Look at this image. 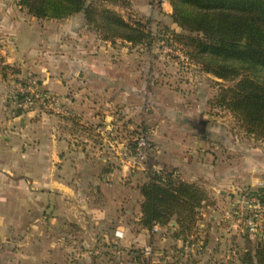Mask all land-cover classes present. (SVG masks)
<instances>
[{
	"label": "crops",
	"instance_id": "crops-1",
	"mask_svg": "<svg viewBox=\"0 0 264 264\" xmlns=\"http://www.w3.org/2000/svg\"><path fill=\"white\" fill-rule=\"evenodd\" d=\"M143 1L138 10L144 14L152 5L150 0ZM167 4L165 12L172 13V6ZM116 8L126 12L121 6ZM2 13L0 8V18ZM22 34L11 36V41L20 38L25 50L32 41ZM96 40L90 47L99 54V63L84 55L86 49L77 61L58 56L53 72L28 71L13 65L15 57L3 59L16 68V73L37 74L48 89L65 98L72 111L67 115L31 111L15 116L8 101L7 77H0V264H22L24 257L34 264L40 258L55 259L60 254L99 257V264H115L117 256L134 257L136 250L155 244L166 250L153 257V263H169L183 244V239L172 236L176 221L170 223L172 230L157 227L150 231L140 224L143 196L139 187L148 180L150 170H176L183 178L202 184L214 197L215 203L207 205L213 212L219 211L218 194L229 197L240 186L253 187L264 176L262 148L242 143L238 149L243 150L234 155L217 153L223 144L232 143L222 124H216L209 113L208 99L213 90L202 81L200 69L193 78L195 89L207 97L202 109L195 110L177 90H154L153 83L162 73L166 82L184 81L174 63H165L152 48L121 41L113 44L97 36ZM0 44L4 45L2 39ZM44 59L35 61L36 65ZM23 62V66L29 64ZM168 64L172 74L167 75ZM74 84L75 91L70 93ZM106 125L115 126L119 135L125 133L122 138H133L140 129H156L155 164L132 168L118 159L103 134ZM112 162L115 175L108 184L106 174ZM215 218L211 215L209 221ZM206 220L198 223L201 233ZM45 227L52 231L44 233L41 229ZM160 231L166 234L158 239L155 234ZM194 256L191 264H197L198 255ZM109 259L111 262L106 263Z\"/></svg>",
	"mask_w": 264,
	"mask_h": 264
},
{
	"label": "trees",
	"instance_id": "trees-1",
	"mask_svg": "<svg viewBox=\"0 0 264 264\" xmlns=\"http://www.w3.org/2000/svg\"><path fill=\"white\" fill-rule=\"evenodd\" d=\"M172 24L154 31L145 16L125 15L116 6L128 7L129 0H19L22 9L38 19L65 20L83 13L87 26L102 40L133 46H154L167 38L169 45H179L192 64L223 81L209 100L213 109L227 110L238 118L248 135L264 140V0H171ZM178 28H181L180 32ZM162 33V35H161ZM17 71L13 65L2 67ZM143 196L140 224L154 231L155 226L170 227L175 238L187 239L198 230L200 207L214 204L210 191L196 181L183 178L176 170H150L148 180L140 185ZM263 189L257 190L262 192ZM177 249V248H176ZM142 264H154L145 257L146 247L135 251ZM176 256L166 264H180ZM241 264H264V243L257 242L240 255Z\"/></svg>",
	"mask_w": 264,
	"mask_h": 264
},
{
	"label": "rangeland",
	"instance_id": "rangeland-1",
	"mask_svg": "<svg viewBox=\"0 0 264 264\" xmlns=\"http://www.w3.org/2000/svg\"><path fill=\"white\" fill-rule=\"evenodd\" d=\"M93 1V0H88ZM148 1V0H146ZM144 3L143 0H134V2H130V10L132 14H136L137 16H145L144 18L148 20L149 25L151 26L154 31H158L163 24L164 25H171L172 24V17L170 16L171 13L167 14L165 12V5L160 2V0H150V3H148L151 6V9L146 11L144 14L143 12H140L138 10V6L142 5ZM171 5V0L167 4V6ZM0 8L3 10L2 16L0 18V37L3 40L4 45L0 44V57L2 59H7L10 57H15V64L13 65H21L24 69L28 71H34L39 73V70L42 71H51L53 72L55 69V62L57 60V57L60 58H70L72 61L79 60V57L81 54L84 53V55H88L90 58H94L99 63V54L95 53V49L90 47L91 44L96 43V36L97 33L90 29L87 24L86 20L84 18L83 13H78L69 18V20H60V21H51L46 19H38L36 17L31 16L28 14V12L21 8L19 4V0H0ZM125 9L126 12H124L125 15H127L129 12H127L128 7H122ZM121 10V9H120ZM122 12V11H121ZM123 13V12H122ZM127 13V14H126ZM160 26V27H159ZM177 27V26H176ZM181 32L182 29L178 28ZM23 32L24 37L30 38L29 40L32 41V43H28V47L25 50H22V45L20 43V38H18L14 43L11 41V36L17 35L18 33ZM162 35V33H161ZM156 39L154 40V46L152 53H157L161 56V58L165 61V63L172 62V66L176 67V69H179L180 71L176 70V72H180V75L183 77V82H176L174 79L171 81H167L164 79V73L160 80L156 81V83H153V87H155L154 90H158V88L164 87L165 89H171V90H177L178 96H183L190 100L192 108L195 110L202 109L203 104L205 103V94L203 92H200V94L196 93V85L194 83V76L196 75L197 67L196 64H189L182 60L178 56H171L166 55L162 51V48L164 46H168V40L167 38L163 37V39L159 40L161 37L160 34H156ZM98 37V36H97ZM99 38V37H98ZM0 39V41H1ZM60 40L65 41V43H60ZM2 43V42H1ZM67 45V46H64ZM81 45V46H80ZM119 45L122 47V45H125L123 43H119ZM10 47V48H9ZM21 47V49H20ZM87 52H83L82 50ZM5 51V52H4ZM18 51V52H17ZM99 51V49H98ZM18 53V54H16ZM115 55H113L114 57ZM148 56V55H147ZM45 58L44 61L40 65H36L35 61H38L41 58ZM98 57V59L96 58ZM150 58L149 56L147 57ZM23 63H26L29 61V64L27 66H23ZM27 60V61H26ZM168 61V62H166ZM97 63V64H98ZM71 65L74 64V62L70 63ZM169 69L165 70L166 74H172L171 71V64H168ZM8 72V71H7ZM203 72V71H201ZM37 75V74H36ZM201 75L202 81L208 83L211 90H213L212 93H210V98L208 99V106H209V100L215 95V92H217L220 85H218L217 81L224 83L226 86L233 85V81H223L222 79H219L215 77L214 75L210 73L203 72ZM208 75V76H207ZM38 76V75H37ZM39 77V76H38ZM3 79V76L1 77ZM40 78V77H39ZM158 79V78H157ZM40 80L44 83V86L46 89H48L45 85V82L40 78ZM78 81V79L76 80ZM201 81V83H202ZM8 91H9V83L7 82ZM75 84L72 86L71 92L75 91ZM50 90V89H49ZM55 93V92H54ZM214 93V94H213ZM58 94V93H56ZM59 95V94H58ZM185 95V96H184ZM212 95V96H211ZM204 96V97H203ZM171 96L170 98H172ZM178 97V98H179ZM207 97V96H206ZM63 100H65L64 97H62ZM175 99V98H174ZM173 99V100H174ZM8 101L13 104L9 99ZM79 101L81 99L79 98ZM67 105H69L67 102H65ZM96 104L99 105V99H96ZM139 102L138 104H140ZM70 106V105H69ZM210 107V106H209ZM14 110V106H13ZM31 112V111H29ZM33 112V111H32ZM42 112V111H39ZM46 113V112H43ZM209 113H211L214 116V121L216 124L220 123L224 127L223 133H225L226 137L231 140L232 145H222L218 149H216L217 153L219 154H229L234 155L237 152H241L243 149L239 147L242 143L248 144L250 143L254 148H262L264 149V140H260L259 142L257 139L251 135H248L244 128L241 126V122L238 118L234 117L233 114H231L227 110L222 109H213L209 108ZM47 114H53V113H47ZM15 115V113H14ZM56 115H62V114H56ZM18 116V115H15ZM162 120L157 121L155 123L156 126H159V123H161ZM153 122V121H152ZM142 128V127H141ZM137 130L136 135L141 131ZM150 129L152 139L154 142V147L156 149V152L154 155H152L147 161L145 162H135L130 156L125 155V141L127 139H131V142L128 144V147H133L135 144V141H132L133 138H122L124 137L123 134L120 133L118 129L114 126H105L103 129V134L106 136V138L110 141L112 144L109 145V148L111 151L117 152L118 159L128 162L130 167L136 168L140 164L144 166H152L155 164V157L158 154V146L154 140L155 137V130ZM204 131V128H203ZM201 131V132H203ZM113 166L110 165L109 169L114 171L115 175V165L114 162ZM109 170V171H110ZM107 171V173L109 172ZM114 180V176L112 178H107L106 174V182L108 184H112ZM253 189L251 186H240V188L236 189V193L229 194L227 196H221L217 195L216 201L219 208V211L213 212V211H206V222H204V227L201 228L204 246L203 249H200L197 251L198 258H197V264H225L227 261V255L228 252L236 248L237 249V255L238 259L240 261V255L245 251L246 248L254 249L257 242L261 243L263 239L259 236L250 235L248 233L243 232L234 222V219H226L227 214H234L235 207L233 206L239 197L247 192ZM256 190V189H254ZM263 191V190H262ZM227 195V194H226ZM211 215H216L217 218H215L214 222H210L209 218ZM234 217V216H233ZM235 218V217H234ZM225 220V221H224ZM44 230V233L51 232L49 228L45 227V229H41V231ZM228 234V236L225 235ZM58 234V233H57ZM166 232H157L155 234V237L158 239L162 238ZM225 235V236H224ZM160 243V242H159ZM26 245L23 247L25 250ZM151 247V254H145L143 255L145 257H160L163 253L161 252L165 248L161 246L160 244L155 245H148ZM141 249H139L140 251ZM166 250V249H165ZM178 253H176V258L179 259L181 255L182 248L177 249ZM136 253V252H135ZM174 253V252H173ZM81 258V257H80ZM75 258L72 256L65 257V255L60 254L59 257H44L40 258L39 261L35 262L34 264H69L73 262L74 264H99V257L97 259L95 258ZM195 259V256L193 254L192 259H189L188 261H185L180 259V264H191L190 261ZM111 259L108 260L106 263H110ZM31 260L27 257H24L20 262L22 264H32L30 262ZM105 261V260H102ZM115 264H142V262L145 261V259H141L139 262L137 259H135L132 256L127 255H121L120 257H116L113 259ZM195 263V262H194ZM162 264V263H158ZM166 264V263H165Z\"/></svg>",
	"mask_w": 264,
	"mask_h": 264
},
{
	"label": "built area",
	"instance_id": "built-area-1",
	"mask_svg": "<svg viewBox=\"0 0 264 264\" xmlns=\"http://www.w3.org/2000/svg\"><path fill=\"white\" fill-rule=\"evenodd\" d=\"M163 4H167L170 0H160ZM166 55L178 56L185 62L191 64L192 61L179 45H168L162 48ZM6 65L5 60L0 58V77L3 76L2 67ZM7 82L9 83L8 99L13 103V113L19 115L23 112L42 111L46 113L67 115L71 113V108L65 103L63 98L46 89L44 83L35 73L21 75L15 71L8 70ZM133 147H128L131 139H127L125 145V155L130 156L135 162H145L154 153L156 149L150 129H142L138 135L134 137ZM114 171L110 170L107 173V178H112ZM256 189V190H254ZM263 189L262 192L257 190ZM234 214H227L226 219H234L236 225L245 233L261 237L264 241V176L258 179L253 189L243 193L237 202ZM208 206L200 207L198 210V223L206 218ZM235 218H234V217ZM158 226H155L156 230ZM200 230L189 236L182 244V259L188 261L193 254L203 249L204 241ZM146 253L151 254V247H146ZM225 264H241L238 259L237 249L233 248L228 252L227 261Z\"/></svg>",
	"mask_w": 264,
	"mask_h": 264
},
{
	"label": "water",
	"instance_id": "water-1",
	"mask_svg": "<svg viewBox=\"0 0 264 264\" xmlns=\"http://www.w3.org/2000/svg\"><path fill=\"white\" fill-rule=\"evenodd\" d=\"M201 123H202V125H205L206 124V121L203 120V121H201ZM201 131H203V128H201Z\"/></svg>",
	"mask_w": 264,
	"mask_h": 264
}]
</instances>
